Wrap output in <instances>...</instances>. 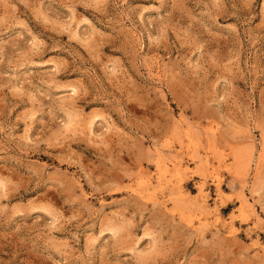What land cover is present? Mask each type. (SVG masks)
<instances>
[{
  "label": "rangeland",
  "instance_id": "374dc122",
  "mask_svg": "<svg viewBox=\"0 0 264 264\" xmlns=\"http://www.w3.org/2000/svg\"><path fill=\"white\" fill-rule=\"evenodd\" d=\"M0 264H264V0H0Z\"/></svg>",
  "mask_w": 264,
  "mask_h": 264
},
{
  "label": "bare ground",
  "instance_id": "6f19581e",
  "mask_svg": "<svg viewBox=\"0 0 264 264\" xmlns=\"http://www.w3.org/2000/svg\"><path fill=\"white\" fill-rule=\"evenodd\" d=\"M114 231V230H113Z\"/></svg>",
  "mask_w": 264,
  "mask_h": 264
}]
</instances>
